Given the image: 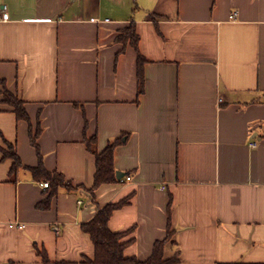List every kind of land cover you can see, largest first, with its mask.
<instances>
[{"label": "crops", "instance_id": "obj_1", "mask_svg": "<svg viewBox=\"0 0 264 264\" xmlns=\"http://www.w3.org/2000/svg\"><path fill=\"white\" fill-rule=\"evenodd\" d=\"M3 10L0 263L41 264L34 245L51 261L92 259L81 225L129 197L108 220L132 228L126 256L148 258L169 229L163 254L176 264H264V0H0ZM130 25L137 50L117 41ZM2 85L29 123L1 101ZM29 124L43 167L84 188L52 192L29 169L10 172L9 144L24 166L38 163ZM93 135L97 152L120 137L123 173L94 199L83 143Z\"/></svg>", "mask_w": 264, "mask_h": 264}, {"label": "trees", "instance_id": "obj_2", "mask_svg": "<svg viewBox=\"0 0 264 264\" xmlns=\"http://www.w3.org/2000/svg\"><path fill=\"white\" fill-rule=\"evenodd\" d=\"M131 39L133 47L137 50L138 36L135 33L134 27L130 25L124 32H120L117 36V41L125 43L127 38ZM137 64H138V80L139 91H142V64L145 59L137 52ZM2 98L1 101L12 107L13 112L17 119L27 121L29 123V117L24 107V103L13 93L8 91L4 85L1 89ZM40 132L39 126H37L35 133L32 134L31 126L29 124L30 143L35 148L38 163L35 167L24 166L15 148L12 145H8L7 150H2V158H11L12 164L10 172L13 174L18 168L29 169L33 176L37 179H44L48 182V187H52V192H55L59 187H63L66 190L76 189L83 186H72L71 182L65 181L64 176L60 172H49L43 167L42 156L40 154L37 136ZM96 137L95 135L87 138H83V143L86 149L93 154L95 160V171L93 175L92 186L88 188L94 199L93 190L102 183L119 182L120 179L116 178V170L113 167V150L116 145L121 143L120 137L115 138L109 142L106 147L97 152L95 149ZM84 188V187H83ZM129 197L123 198L115 203H107L100 208L92 219L81 225V230L88 234L93 246L94 256L92 259L84 257L81 261L82 264H176L179 262L177 253L169 258H165L163 254L164 245L171 237L169 229L166 232V236L161 240H156L153 243L152 252L150 256L144 260H139L134 256L124 255L125 247L133 240L132 237L126 239V237L132 232V228L124 231H112L108 227V220L112 212L125 205L128 202ZM170 204V202H169ZM169 212V205H168ZM36 253L41 257V264H69L66 261H51L46 251L43 248H38L34 245Z\"/></svg>", "mask_w": 264, "mask_h": 264}, {"label": "built area", "instance_id": "obj_3", "mask_svg": "<svg viewBox=\"0 0 264 264\" xmlns=\"http://www.w3.org/2000/svg\"><path fill=\"white\" fill-rule=\"evenodd\" d=\"M7 20H8V13H7V11L3 10L0 13V21H7ZM255 145H256V142H254V141L250 143L251 147H255ZM129 179H130V177L126 176V180H129ZM40 186L43 188H46V187H48V182H40ZM78 203H80V201H78ZM9 226L10 227L17 226V227L21 228V227H23V224H18L17 222H14V223L10 224ZM53 230L55 232H58V226L54 225ZM0 264H3V263H0Z\"/></svg>", "mask_w": 264, "mask_h": 264}, {"label": "water", "instance_id": "obj_4", "mask_svg": "<svg viewBox=\"0 0 264 264\" xmlns=\"http://www.w3.org/2000/svg\"><path fill=\"white\" fill-rule=\"evenodd\" d=\"M115 175H116V178H117V179H120V178L123 176V173L120 172V171H116V172H115Z\"/></svg>", "mask_w": 264, "mask_h": 264}]
</instances>
